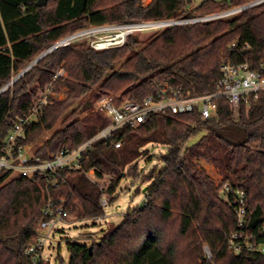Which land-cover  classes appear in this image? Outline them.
<instances>
[{"label": "trees", "instance_id": "16d2710c", "mask_svg": "<svg viewBox=\"0 0 264 264\" xmlns=\"http://www.w3.org/2000/svg\"><path fill=\"white\" fill-rule=\"evenodd\" d=\"M249 1L204 0L190 7L192 0L148 4L144 0H49L40 7L37 0H0V90L13 74L81 29L201 17ZM227 61H249L253 67L264 62V3L228 17L150 31L146 39L130 34L123 45L103 50L92 48L88 41L59 46L0 94V135L12 131L16 120L27 116L48 88L64 93L62 98L49 97V104L26 125L20 140L32 143L62 118L64 126L34 151L45 158L62 146L80 145L108 125L105 113L91 111L101 94L120 93L118 101H142L154 92L155 81L163 80L190 95L210 93ZM59 67L65 75L53 80ZM217 104V115L208 119L198 109L153 114L136 128L122 129L117 134L122 141L118 148L95 141L83 166L108 177L105 190L79 170L63 171L66 181L58 186L46 178L4 173L0 264H33L26 248L38 237L49 195L76 214L77 220L98 218L105 214L103 194L109 204L117 200L126 176L151 182L146 201L90 245L68 240L69 264H264V253L247 249L235 253L229 247L227 237L236 227L234 208L221 197V184L200 163L214 165L223 182L245 192L249 210L245 230L264 241V97L238 107L220 97ZM82 113L88 114L80 118ZM148 143L166 146L167 151L159 156L161 167L155 165L142 175L139 158L149 152ZM171 228L174 237L168 238ZM204 246L209 247L211 258Z\"/></svg>", "mask_w": 264, "mask_h": 264}, {"label": "built area", "instance_id": "2783aa9c", "mask_svg": "<svg viewBox=\"0 0 264 264\" xmlns=\"http://www.w3.org/2000/svg\"><path fill=\"white\" fill-rule=\"evenodd\" d=\"M261 3H264V0H252L250 3L234 6L224 11L187 19L173 18L119 25H93L74 32L58 42H61L60 46H62L88 38V43L92 48L103 50L123 45L128 35L135 32L154 31L178 24L228 17ZM108 30H114L115 34L98 36L99 33ZM220 72L221 76L216 89L206 94L190 95L184 93L181 87L168 80L155 81L154 92L142 101H118L116 97L104 94L96 99L95 110L108 115L111 122L80 145L74 148L62 146L44 158L34 153L32 143L22 144L20 140L25 137L26 125L37 120L44 107L49 104V97L61 98L60 94L48 88L30 113L16 120L12 131L4 137L0 135V179L4 173L8 172L11 176L21 175L33 180L46 178L51 185L58 186L66 181L63 171L79 170L92 181L102 182L106 180L105 176L100 177L95 168L87 170L83 166V162L89 159V151L95 141L103 140L106 145L118 148L121 147L122 141L117 138V134L122 129L136 128L153 114L177 115L198 109L201 115L208 119L217 115V99L220 97L225 98L234 107L241 104L249 105L260 97H264V62L258 67H253L249 61L235 63L227 61L222 63ZM63 75H65V71L59 67L53 80ZM220 195L233 206L236 214V227L227 237L229 247L235 253H239L242 249L264 253V241H257L254 235L247 234L245 230L249 218L245 192L241 189H235L228 181H224L221 182ZM101 204L104 208L109 204L105 193L102 196ZM43 216L44 219L40 222L36 241L26 248V254L31 258L33 264H40L41 261L50 263L44 257L46 241L50 238L51 232L59 221L71 218V212L63 203L59 204L49 195L45 200ZM204 250L207 257L211 258L209 247L205 246Z\"/></svg>", "mask_w": 264, "mask_h": 264}, {"label": "rangeland", "instance_id": "374dc122", "mask_svg": "<svg viewBox=\"0 0 264 264\" xmlns=\"http://www.w3.org/2000/svg\"><path fill=\"white\" fill-rule=\"evenodd\" d=\"M145 3H150L152 0H144ZM204 0H192L190 7H194L199 5ZM222 1V0H217ZM230 1V0H229ZM252 1V0H251ZM248 3V2H247ZM245 3V4H247ZM250 3V1H249ZM124 23H112L107 25H119ZM106 26V25H105ZM159 30V29H158ZM154 30V31H158ZM115 34L114 30H108L106 32L99 33L98 36H107ZM134 35H138L142 39H146L150 35V31L143 32H135ZM89 41L88 38H84L80 40V42ZM19 73L13 74L14 78ZM112 95L114 97H119L120 93H103L102 95ZM61 98L65 96L64 93H61ZM98 96V97H100ZM98 97L96 99H98ZM94 106L91 111L97 112L95 110V101ZM76 103L75 105H77ZM88 113L80 114V118H83ZM109 119V123L111 122V118L107 115ZM62 118L55 124V126L46 131L41 137L37 138L32 142V147L35 151L40 146L45 145L46 141L51 138L54 132L62 128L64 125L61 123ZM108 123V124H109ZM200 136L193 137L189 139L187 145H191L194 143ZM145 148L149 149V152L144 154V156H140L139 158V168L141 174L144 175L148 172L153 166L158 165L162 166L161 161L159 160V156L161 154L166 153L167 147L158 143H148ZM149 158L153 159L148 162ZM201 165L205 168L206 172L210 176V178L216 183L221 184L222 175L219 170L212 164L205 162L204 160L200 161ZM100 182L101 186L107 187V180ZM151 182H142L140 179L134 180L126 176L122 179L121 184L118 188L119 197L113 203L108 204L107 207L104 208L105 214L98 218H88V219H80L77 220V216L74 213H71V218L68 220L59 221L53 231L50 234V238L46 241V247L44 251V257L50 261L51 264H60V260L63 259L62 264H69L70 253L68 251L67 242L68 240H73L82 244L90 245L93 241H97L102 237L103 233L120 224L125 214L134 209L136 206L141 205L146 199V189L147 186L150 185ZM103 187V188H104ZM139 188V191H138ZM145 190V191H144ZM174 231V228H171L166 236L168 238L174 237L171 232ZM166 238V239H168ZM180 245H184V240L179 241ZM182 242V243H181ZM205 248V246L203 247Z\"/></svg>", "mask_w": 264, "mask_h": 264}, {"label": "water", "instance_id": "95a60500", "mask_svg": "<svg viewBox=\"0 0 264 264\" xmlns=\"http://www.w3.org/2000/svg\"><path fill=\"white\" fill-rule=\"evenodd\" d=\"M49 0H37V5L42 7L46 6L48 4ZM61 45V42L55 43L50 48H48L46 51L41 53L34 61H32L25 69H23L18 75H16L9 83H7L1 90L0 94L5 91L9 86H11L19 77H21L25 72H27L32 66H34L39 60H41L45 55L53 51L55 48L59 47ZM145 191V190H144ZM92 249V246L89 247Z\"/></svg>", "mask_w": 264, "mask_h": 264}, {"label": "crops", "instance_id": "0c3cea01", "mask_svg": "<svg viewBox=\"0 0 264 264\" xmlns=\"http://www.w3.org/2000/svg\"><path fill=\"white\" fill-rule=\"evenodd\" d=\"M152 1H153V0H152ZM152 1H151V2H152Z\"/></svg>", "mask_w": 264, "mask_h": 264}]
</instances>
